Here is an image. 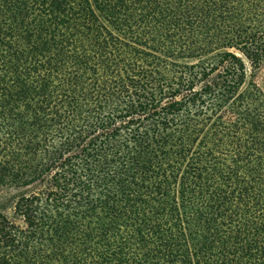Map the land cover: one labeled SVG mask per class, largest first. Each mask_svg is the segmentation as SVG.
I'll return each instance as SVG.
<instances>
[{
  "label": "trees",
  "instance_id": "16d2710c",
  "mask_svg": "<svg viewBox=\"0 0 264 264\" xmlns=\"http://www.w3.org/2000/svg\"><path fill=\"white\" fill-rule=\"evenodd\" d=\"M0 264H264V0H0Z\"/></svg>",
  "mask_w": 264,
  "mask_h": 264
},
{
  "label": "rangeland",
  "instance_id": "374dc122",
  "mask_svg": "<svg viewBox=\"0 0 264 264\" xmlns=\"http://www.w3.org/2000/svg\"><path fill=\"white\" fill-rule=\"evenodd\" d=\"M1 197V196H0Z\"/></svg>",
  "mask_w": 264,
  "mask_h": 264
}]
</instances>
